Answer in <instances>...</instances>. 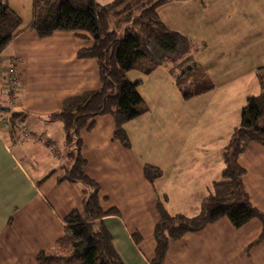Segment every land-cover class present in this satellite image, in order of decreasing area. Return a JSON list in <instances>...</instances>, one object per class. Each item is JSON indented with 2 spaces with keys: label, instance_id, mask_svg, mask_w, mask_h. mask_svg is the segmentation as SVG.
Masks as SVG:
<instances>
[{
  "label": "crops",
  "instance_id": "obj_1",
  "mask_svg": "<svg viewBox=\"0 0 264 264\" xmlns=\"http://www.w3.org/2000/svg\"><path fill=\"white\" fill-rule=\"evenodd\" d=\"M8 4L22 18L23 30L0 54L1 79L12 61L19 73L18 88L12 92L0 82V106L10 108L0 111V264H39V253L53 251L65 236V218L73 211L85 215L87 197L81 183L60 180L74 160L63 121L53 114L67 99L99 90L102 84L97 59L79 56L81 49L94 46L92 36L58 30L41 37L31 28L34 0H8ZM258 14L262 21L264 5ZM263 65L224 81L222 88L228 90L229 99L219 104L225 112L234 101L232 89L243 90L244 106L250 97L263 92L264 77L258 71ZM137 81L144 101L143 81ZM212 83L213 92L217 84ZM249 88L251 96H247ZM150 109L146 105L141 114L145 116ZM15 113L18 117L12 121ZM226 116V121L233 122ZM138 117L125 124L129 148L115 138L116 122L108 114L96 116L94 127L81 133L85 171L100 186L103 210H115L102 221L124 264H152L155 259L160 202L171 215H197L224 168L226 145L220 161L217 150L206 142L209 133L195 131L194 124L185 126L184 115L173 117L176 125L169 128V135L156 131L154 125H150L154 130L147 131L149 124L138 123ZM240 122L238 118L235 126L229 125L230 138ZM149 132L155 134L158 146L144 137ZM239 163L245 169V191L253 206L264 213V145L251 142ZM147 164L159 167L162 175L149 180L144 172ZM164 264H264V223L254 218L235 227L221 218L170 240Z\"/></svg>",
  "mask_w": 264,
  "mask_h": 264
},
{
  "label": "trees",
  "instance_id": "obj_2",
  "mask_svg": "<svg viewBox=\"0 0 264 264\" xmlns=\"http://www.w3.org/2000/svg\"><path fill=\"white\" fill-rule=\"evenodd\" d=\"M168 1L113 0L100 5L97 0H34L35 18L31 28L41 37L58 30L85 32L92 36L94 46L81 49L79 56L97 59L102 84L99 90L67 99L62 109L53 114L63 121L74 160L60 180L81 183L87 197L85 215L73 211L65 218V236L53 251L39 253V264H124L114 247L113 236L102 221L115 210H103L100 186L85 171L87 161L81 153V133L94 127L96 116L108 114L116 122L115 138L124 147H130L125 124L141 115L143 109L139 106L143 104V98L138 89L141 82L131 81L128 72L140 68L151 42L164 51H178L186 43V38L168 28L160 17L158 9ZM122 25L125 26L123 36H119ZM22 30V18L9 6L8 0H0V54ZM176 82L185 97L214 88L210 79L192 92L185 90L187 87L180 77ZM16 117L18 113L11 120ZM253 141L264 145V90L260 95L250 97L244 106L241 122L224 149L221 180L213 183L199 213L192 217L171 215L162 202L158 204L157 248L152 264H164L170 240H178L221 218H228L235 227L254 218L264 223V213L253 206L245 191V169L239 163L240 155ZM144 172L151 181L162 175L159 167L150 164L145 165Z\"/></svg>",
  "mask_w": 264,
  "mask_h": 264
},
{
  "label": "rangeland",
  "instance_id": "obj_3",
  "mask_svg": "<svg viewBox=\"0 0 264 264\" xmlns=\"http://www.w3.org/2000/svg\"><path fill=\"white\" fill-rule=\"evenodd\" d=\"M111 1L97 0V3L103 5ZM262 5L264 0H170L159 7L162 20L168 28L184 36L186 43L178 51H164L151 42L147 45L146 56L141 59L140 68L133 69L130 74L128 72L131 81H143L140 91L144 101L139 109L146 105L151 108L145 116L141 114L137 122L146 121L149 124L147 131L156 129L169 135V128L176 125L173 117L176 114L184 115L185 126L194 124L195 131L209 133L206 142L217 150L218 158L222 161L220 153L230 139L229 125L235 126L238 118L240 122L247 100L243 99V90L232 89L230 94L234 101L225 112V107L219 104L220 100L229 99L225 96L228 90L222 88L223 83L239 71L244 72L264 63V15L260 21L258 14ZM124 27L122 25L119 30V36H123ZM112 28L113 24L110 23ZM148 70H152L151 76H148L151 74L147 73ZM258 71L264 77V65ZM177 77L189 92L199 85H205L208 79L214 84L216 82L217 88L213 92L209 90L185 97L175 85ZM246 92L247 96L253 95L250 88ZM216 104L215 112L213 107ZM5 114L8 115V112ZM225 116L234 123L226 121ZM150 125L155 128H150ZM144 137L158 146L155 134L149 132ZM161 138L163 136L159 142Z\"/></svg>",
  "mask_w": 264,
  "mask_h": 264
},
{
  "label": "built area",
  "instance_id": "obj_4",
  "mask_svg": "<svg viewBox=\"0 0 264 264\" xmlns=\"http://www.w3.org/2000/svg\"><path fill=\"white\" fill-rule=\"evenodd\" d=\"M2 65L1 58H0V67ZM0 82L4 84L7 91H14L18 88L19 85V73L16 67V62L12 61L8 66L4 69V76Z\"/></svg>",
  "mask_w": 264,
  "mask_h": 264
},
{
  "label": "water",
  "instance_id": "obj_5",
  "mask_svg": "<svg viewBox=\"0 0 264 264\" xmlns=\"http://www.w3.org/2000/svg\"><path fill=\"white\" fill-rule=\"evenodd\" d=\"M9 110H10L9 107L0 106V111H9Z\"/></svg>",
  "mask_w": 264,
  "mask_h": 264
}]
</instances>
